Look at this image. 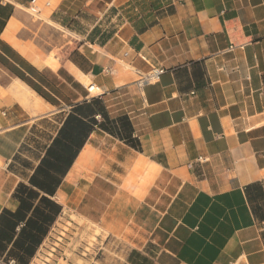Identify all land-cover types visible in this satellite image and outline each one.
Segmentation results:
<instances>
[{
	"label": "crops",
	"instance_id": "crops-1",
	"mask_svg": "<svg viewBox=\"0 0 264 264\" xmlns=\"http://www.w3.org/2000/svg\"><path fill=\"white\" fill-rule=\"evenodd\" d=\"M132 1L0 0V216L73 114L92 129L54 196L33 188L26 220L61 211L28 264H104L76 246L89 225L122 264H264V0L113 25Z\"/></svg>",
	"mask_w": 264,
	"mask_h": 264
},
{
	"label": "trees",
	"instance_id": "trees-1",
	"mask_svg": "<svg viewBox=\"0 0 264 264\" xmlns=\"http://www.w3.org/2000/svg\"><path fill=\"white\" fill-rule=\"evenodd\" d=\"M77 112H83V108ZM91 129L87 123L71 114L30 179L32 188L19 186L15 195L20 200L19 211H4L0 216V259L14 264H28L34 256L42 241V235H46L48 227L54 223L61 208L50 198L42 197L40 202L44 204V210L39 206L35 207L34 217L26 220L32 209V202L39 198L38 192L33 188L50 197L54 196L62 177L72 166ZM22 222L26 223L14 240L16 228ZM10 244L13 245L12 249L5 256Z\"/></svg>",
	"mask_w": 264,
	"mask_h": 264
},
{
	"label": "rangeland",
	"instance_id": "rangeland-1",
	"mask_svg": "<svg viewBox=\"0 0 264 264\" xmlns=\"http://www.w3.org/2000/svg\"><path fill=\"white\" fill-rule=\"evenodd\" d=\"M144 1H147L146 5L148 6L152 2V0L132 1L133 8L126 9L125 12H122L117 22L114 23L113 25H120L121 22L124 23L127 19H137L141 15H145V13L149 10V7L146 9L147 6L143 5L141 8L140 5ZM105 20L106 18H104V21ZM88 28L89 27L84 26V31L87 30ZM72 220H76V219L72 217ZM71 230H74L73 226L68 223L65 231L69 232ZM79 233H80L79 235L82 237L79 240L80 241L79 245L76 246L79 249L83 259L91 258V256L94 257L97 254L96 256H98V258L104 259V264H111L113 262H116V264L123 263V260L128 252L129 247L123 249L122 244L119 243L114 246H111L110 248L103 247L102 244L103 239H97V237L102 238L103 234L101 230L91 225L87 227L83 226Z\"/></svg>",
	"mask_w": 264,
	"mask_h": 264
},
{
	"label": "built area",
	"instance_id": "built-area-1",
	"mask_svg": "<svg viewBox=\"0 0 264 264\" xmlns=\"http://www.w3.org/2000/svg\"><path fill=\"white\" fill-rule=\"evenodd\" d=\"M37 2L38 0H30V4L32 7H35ZM159 73H160L159 71H154L149 76H146V79L144 81L150 82L156 80L159 76ZM0 264H14V262H6L3 259H0Z\"/></svg>",
	"mask_w": 264,
	"mask_h": 264
},
{
	"label": "bare ground",
	"instance_id": "bare-ground-1",
	"mask_svg": "<svg viewBox=\"0 0 264 264\" xmlns=\"http://www.w3.org/2000/svg\"><path fill=\"white\" fill-rule=\"evenodd\" d=\"M53 61V59H51L50 61H48V63H50V62H52Z\"/></svg>",
	"mask_w": 264,
	"mask_h": 264
}]
</instances>
